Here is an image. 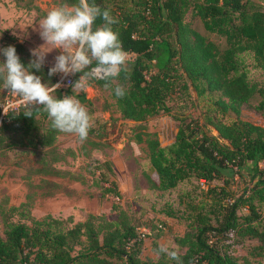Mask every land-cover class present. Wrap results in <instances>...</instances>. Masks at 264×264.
Here are the masks:
<instances>
[{
  "label": "trees",
  "instance_id": "trees-1",
  "mask_svg": "<svg viewBox=\"0 0 264 264\" xmlns=\"http://www.w3.org/2000/svg\"><path fill=\"white\" fill-rule=\"evenodd\" d=\"M61 2L72 6L78 0ZM89 3L110 10L119 20L113 28L119 33L123 49L132 56L128 71L122 72L113 84V87L117 83L123 85L126 96L118 99L108 89L122 120L141 123L159 111H168L165 102L172 98L189 101L186 81L197 97L218 94L212 101L215 113L202 115L201 121L177 118L176 133L168 146L160 147L147 132L135 134L136 142L146 149L150 188L164 192L190 178L207 188L222 176L231 179L228 172L232 167L239 171L250 165L248 187L241 195L232 198L226 181L216 188L217 192L212 191L213 197L219 198L218 203L224 199L219 204L218 219L212 222L210 210L203 205L189 208L185 216L187 229L175 240L184 249L180 254L183 264H235L225 252L232 235L255 240L257 244L249 253L261 257L264 128L236 119L224 121L223 117L228 112L237 116L238 108L260 93L241 69L240 57L250 53L254 66L264 68V12L252 7L250 0H89ZM188 10L205 34L223 40L222 49L185 22ZM102 24L98 18L94 30ZM5 39L10 41L7 46H15L27 67L33 57L12 38L5 36ZM31 71L47 78L49 70L43 66L40 71ZM73 80L77 77H72ZM93 81L102 86L105 83ZM49 82L54 85L55 76L49 77ZM56 91L57 98L64 97L63 90ZM256 107L258 111L264 110L263 94ZM25 111V107L9 111L1 118L0 153L13 148L43 150L52 145L56 133L51 120L45 125L41 123L42 109L33 110L32 117L25 116ZM207 127L216 135L212 136ZM39 160L43 162L39 158L38 164ZM259 162L262 168L257 167ZM99 166L106 185L102 193L116 195L109 163ZM37 173L51 175L53 170L40 168ZM96 219L88 216L84 222L67 228L62 221L49 216L35 220L26 215L27 223L5 221L0 238V264H176L164 254H155L154 261L141 260L142 228H133L119 219L115 222Z\"/></svg>",
  "mask_w": 264,
  "mask_h": 264
},
{
  "label": "rangeland",
  "instance_id": "rangeland-1",
  "mask_svg": "<svg viewBox=\"0 0 264 264\" xmlns=\"http://www.w3.org/2000/svg\"><path fill=\"white\" fill-rule=\"evenodd\" d=\"M61 5L66 4L61 0H0V48L10 43L5 39L8 36L31 55L30 50L45 44L39 34L41 20L51 9ZM250 5L264 12V0H250ZM184 20L199 35L219 49L223 48V40L205 34L200 22L189 10ZM51 48V45L43 46L44 51H50ZM59 54L60 49L48 52L44 67L49 70ZM5 60L6 57L0 54V63ZM131 60L132 56H129V63ZM240 62L248 81L260 93L254 94L246 104L241 105L237 116L228 112L224 114L223 120L236 119L264 128V110L256 109L261 95H264V68L254 66L250 53H243ZM81 74L71 75V78L77 77L78 80ZM46 76L41 77L42 83L52 86L50 76ZM74 83L73 80L67 88L62 86L59 89L64 91L63 96L76 95L87 108L92 120L87 140L80 142L75 135L54 129L55 139L49 148L35 151L13 148L0 153V238L3 237L5 221L27 223L24 220L26 215L35 220L49 216L62 221L66 228L84 222L88 216L108 222L119 219L133 228L149 231V237L143 240L140 258L142 261H154L156 255L153 248L157 249L160 244L178 250L179 254L184 251L176 245L175 240L187 229L185 216L190 207L203 205L205 210H210L208 213L211 214L212 222L219 218V204L224 199L218 203L219 198L217 195L213 197L212 191L217 192L216 188L222 186L223 181L228 183L227 190L232 198L241 195L248 187L250 165L239 171L232 167L228 172L231 179L222 176L204 189L193 178L164 192L152 190L147 181L150 170L146 149L144 144L136 142L135 134L147 132L153 135L160 147L168 146L176 133L177 118L201 121L202 115L215 113L216 107L212 101L218 94L205 93L197 97L186 81L189 101H182L181 97L172 98L165 102L168 111H159L141 123H134L120 118L110 92L104 86L91 80L87 89L77 95L72 93L71 85ZM58 94L57 91L53 93L56 97ZM19 100L18 96L3 89V81L0 80V106H3L0 111L6 103ZM23 107L21 103L18 109ZM39 118L43 125L50 120L43 110ZM207 130L212 136L216 135L210 127ZM39 158L43 162L39 160L38 164ZM103 162H108L112 170L116 195L102 193L106 185L101 177L103 169L99 165ZM257 167L262 168V162ZM40 168L53 170V174L37 173ZM261 213L264 216V207ZM230 238L225 252L235 264H264V254L255 257L249 253L250 248L257 244L255 240L234 235ZM152 242L155 244L153 248Z\"/></svg>",
  "mask_w": 264,
  "mask_h": 264
},
{
  "label": "clouds",
  "instance_id": "clouds-1",
  "mask_svg": "<svg viewBox=\"0 0 264 264\" xmlns=\"http://www.w3.org/2000/svg\"><path fill=\"white\" fill-rule=\"evenodd\" d=\"M98 18L103 24L94 30L93 25ZM118 23L110 10H101L89 0H78L75 5L51 9L39 24V34L45 42L43 46L51 45V50L60 49L61 54L55 57L48 75L62 74L63 79L82 73L71 85L72 93L78 95L85 91L91 80H102L104 87L111 89L118 99L124 98L127 94L125 87L118 83L113 87L121 73L129 68V55L123 49L119 33L113 28ZM43 46L30 50L33 59L27 67L21 62L15 46L0 48V54L6 57L5 62L0 63L3 89L20 98L26 109L25 116L32 117L33 110L42 108L53 129L75 135L80 142H84L92 128L87 108L76 95L57 98L53 93L62 84H44L41 77L31 71H40L45 64L46 55L51 50L44 51ZM154 251L157 256L164 254L176 264H183L179 251L170 249L166 244H160Z\"/></svg>",
  "mask_w": 264,
  "mask_h": 264
},
{
  "label": "built area",
  "instance_id": "built-area-1",
  "mask_svg": "<svg viewBox=\"0 0 264 264\" xmlns=\"http://www.w3.org/2000/svg\"><path fill=\"white\" fill-rule=\"evenodd\" d=\"M72 78L71 76H68L66 78L62 79V74H57L55 77V84L60 83L64 87H68L71 84ZM21 105V101H17L14 103H6L4 109L0 111V120L1 118L7 113V111H17L19 106ZM199 186H201L202 189H204V184L202 182L199 183ZM147 236H149V232L146 230H140L139 231V237L144 240Z\"/></svg>",
  "mask_w": 264,
  "mask_h": 264
}]
</instances>
